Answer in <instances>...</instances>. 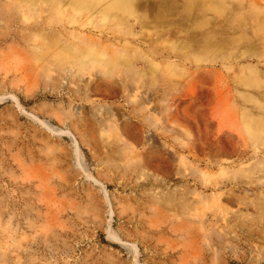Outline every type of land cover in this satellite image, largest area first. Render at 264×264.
Returning <instances> with one entry per match:
<instances>
[{
  "label": "rangeland",
  "instance_id": "1",
  "mask_svg": "<svg viewBox=\"0 0 264 264\" xmlns=\"http://www.w3.org/2000/svg\"><path fill=\"white\" fill-rule=\"evenodd\" d=\"M0 264H264V0H0Z\"/></svg>",
  "mask_w": 264,
  "mask_h": 264
},
{
  "label": "trees",
  "instance_id": "2",
  "mask_svg": "<svg viewBox=\"0 0 264 264\" xmlns=\"http://www.w3.org/2000/svg\"><path fill=\"white\" fill-rule=\"evenodd\" d=\"M114 245H116V244H114Z\"/></svg>",
  "mask_w": 264,
  "mask_h": 264
},
{
  "label": "bare ground",
  "instance_id": "3",
  "mask_svg": "<svg viewBox=\"0 0 264 264\" xmlns=\"http://www.w3.org/2000/svg\"><path fill=\"white\" fill-rule=\"evenodd\" d=\"M75 143V142H74Z\"/></svg>",
  "mask_w": 264,
  "mask_h": 264
}]
</instances>
